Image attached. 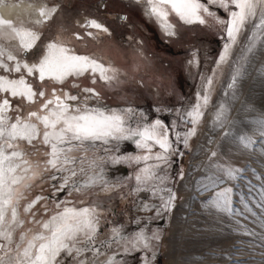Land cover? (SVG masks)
<instances>
[{"label":"snow or ice","instance_id":"snow-or-ice-1","mask_svg":"<svg viewBox=\"0 0 264 264\" xmlns=\"http://www.w3.org/2000/svg\"><path fill=\"white\" fill-rule=\"evenodd\" d=\"M136 2L166 36L176 35L170 19L173 16L188 25H208L211 20L221 32L222 50L210 72L199 74L194 102L189 100L180 108L169 109L177 113L171 134L187 148L217 85L230 72L225 94L234 97L252 56L264 47V0ZM49 3L50 0H30L26 15L21 18L12 12L13 6L7 0H0V264H63L62 254L71 257L73 264H118L112 246L122 248L125 253L148 251L154 259L152 242L160 239L158 232L148 235L141 228L129 236L123 225L113 222L101 235L104 211L99 202L55 199L57 193L65 191L71 197L91 194L97 188L107 193L119 187L104 177L106 158L113 163L143 162L134 175L135 186H130L129 195L147 192L150 199L158 198V203H139L160 217L172 210L176 199L172 189L164 187L168 177L161 174L165 172L162 165L170 166L169 158L178 149L169 138L170 127L161 119L148 122L147 117L133 108H109L94 87L74 82L71 85L74 94L64 88H52L49 92L44 87L46 80L64 84L69 78L80 77H90L93 85L100 80L111 86L119 76L118 69L106 65L95 54H79L71 41L64 39L62 31L47 43L38 44L42 38L40 28L59 9V4L49 7ZM219 11L225 15H219ZM81 27L93 39L98 33L109 31L92 18H85ZM73 37L83 39L79 33ZM29 51L32 58H28ZM34 80L40 82L39 89ZM31 105L38 106L31 108ZM225 110V104L221 103L215 113L218 123ZM251 123L264 139V115ZM182 124L192 127L181 133L177 129ZM237 139L244 148L256 143L247 134ZM124 140L134 141L143 154L107 155L118 151V143ZM100 145H111L103 148L105 156L98 155ZM157 146L159 151L153 152ZM211 155L215 157L217 153ZM153 160L155 163H149ZM212 167L219 174L196 181L198 191L212 193L202 201V206L229 216H244L245 212L256 216L247 201L241 200L243 211L235 206L233 187H221L227 180H236L243 170L221 164ZM37 181L50 184L51 198L45 195L30 198ZM41 201L44 215L34 211ZM256 206L264 213V187ZM245 234L257 235L246 227ZM151 259L145 257L144 264H151Z\"/></svg>","mask_w":264,"mask_h":264},{"label":"rangeland","instance_id":"rangeland-1","mask_svg":"<svg viewBox=\"0 0 264 264\" xmlns=\"http://www.w3.org/2000/svg\"><path fill=\"white\" fill-rule=\"evenodd\" d=\"M53 3L59 4V9L40 28L42 38L38 44L47 43L62 31L64 39L70 40L78 53L95 54L106 65L118 69L119 76L111 86L100 80L93 85L90 77H80L69 78L64 84L45 81L44 87L49 92L52 88H64L73 94L75 89L71 85L74 82L82 87H94L109 108H133L137 114L147 117L148 122L161 119L170 127L169 138L178 149L169 158L170 166L162 165L165 172L161 174L168 177L164 187L171 188L176 199L172 210L160 217L139 203H158V198L150 199L147 192L129 195L130 186H135L134 175L143 162L139 165L129 161L113 163L106 158L103 164L104 177L112 184H119V187L107 193L97 188L91 194H73L71 197L65 191L57 193L55 199L99 202L104 211L101 235L113 226V222L123 225L124 233L129 236L141 228L148 235L159 233L160 239L152 242L154 259H151V252L148 251L132 250L125 253L122 248L112 246V251L117 253L118 264H144L145 257L151 259V264H264V227H261L264 213L256 206L260 190L264 187V139L251 123L254 118L264 115V47L252 56L230 105L223 101V89L227 86L230 72L225 75L222 84L217 85L209 106L196 126L195 135L185 148L171 134V124L176 120L177 113L169 109L180 108L189 100L194 102L200 83L199 74L210 72L214 67L224 42L214 22L209 20L208 25H188L173 16L170 19L175 25L176 35L169 37L154 20L144 15L142 5L136 0H50V4ZM219 15L225 14L219 11ZM86 17L96 19L109 31L98 33L95 39L86 36L88 30L81 27ZM74 33H79L83 39H74ZM243 42L241 40V44ZM30 55L28 58H32V53ZM245 80L247 84L237 102ZM33 83L39 89L40 82L34 80ZM221 103L226 106L222 121H214L209 126L207 112L212 110L216 113ZM190 127L191 124H182L177 131L183 133ZM241 134L251 136L256 143L250 148L242 147L237 139ZM104 147L111 148V145H100L98 155L105 156ZM117 147L118 151L107 155L143 154L134 141H120ZM26 150L31 151L27 146ZM156 151H159L158 146L153 149V152ZM212 152H216L217 156L213 157ZM194 164L200 167L191 176L195 184L193 191H190L186 180L188 173L194 171L190 169ZM214 164L243 170L236 180H227L221 187H233L235 206L243 211L241 200L247 201L256 216L246 212L244 216H229L202 206V201L212 193L198 191L196 181L219 174L212 167ZM187 193L189 199L186 198ZM36 195L51 198L50 184L37 181L30 198L34 199ZM42 203L34 208L39 215H44ZM245 227L257 235L245 234ZM60 259L63 264H73L67 254H62Z\"/></svg>","mask_w":264,"mask_h":264},{"label":"bare ground","instance_id":"bare-ground-1","mask_svg":"<svg viewBox=\"0 0 264 264\" xmlns=\"http://www.w3.org/2000/svg\"><path fill=\"white\" fill-rule=\"evenodd\" d=\"M133 1H135V0H133ZM7 2L10 4V5H12L13 7H12V12L15 14V15H17V16H20L21 18H24L25 17V15H26V13H25V9H26V7H27V4L30 2V0H23V2H22V0H7ZM49 7H51L52 5L49 3V5H48ZM87 18V17H86ZM88 18H90V17H88ZM93 19V18H92ZM99 22V21H98ZM104 25V24H103ZM94 30V29H93ZM38 43H40V41H38ZM32 52L31 51H29V53H28V55L29 56H31L30 54H31ZM80 54V53H79ZM254 66V65H253ZM253 69H254V67L252 68V70H250V73H249V75L247 76V79L249 78V76H250V74H251V71H253ZM246 79V80H247ZM245 80V83H244V85H243V87L241 88V91H240V94L238 95V97H237V102L240 100V98H241V96H242V93H243V91H244V88H245V86H246V84H247V81ZM46 81H50V80H46ZM249 82V81H248ZM57 84V83H56ZM227 87V86H226ZM226 87L223 89L224 91H225V89H226ZM235 94H236V92H235ZM223 101L224 102H226L227 104H231V102L233 101V96L231 95V94H228V95H224V98H223ZM219 105L220 104H218V107H219ZM229 105H227V106H229ZM218 109V108H217ZM208 114V121H209V126L212 124V123H214V121H216L215 120V113L212 111V110H210L209 112H207ZM222 130H223V128L222 129H220V132L219 133H221L222 132ZM199 167H200V165L199 164H194V165H192L191 167H190V169H194V171L193 172H191V173H188V177H187V180H186V183L188 184V186H189V190L190 191H193V189H194V184H195V181L193 180V177H191L192 175H194V174H196L197 173V171H198V169H199ZM196 170V171H195ZM191 174V175H190ZM181 186H183L182 184H181ZM186 186V185H185ZM181 189H182V187H181ZM185 190V189H184ZM187 190V189H186ZM183 191V190H182ZM181 192V191H180ZM183 194H184V192H183ZM188 195H187V199H189V193H187ZM186 195V194H185ZM191 196V195H190Z\"/></svg>","mask_w":264,"mask_h":264},{"label":"flooded vegetation","instance_id":"flooded-vegetation-1","mask_svg":"<svg viewBox=\"0 0 264 264\" xmlns=\"http://www.w3.org/2000/svg\"><path fill=\"white\" fill-rule=\"evenodd\" d=\"M164 118V117H163ZM165 120V119H164Z\"/></svg>","mask_w":264,"mask_h":264},{"label":"water","instance_id":"water-1","mask_svg":"<svg viewBox=\"0 0 264 264\" xmlns=\"http://www.w3.org/2000/svg\"><path fill=\"white\" fill-rule=\"evenodd\" d=\"M121 16H123V15H121Z\"/></svg>","mask_w":264,"mask_h":264}]
</instances>
